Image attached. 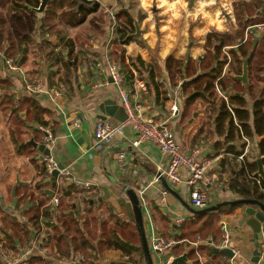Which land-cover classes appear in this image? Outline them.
<instances>
[{
    "label": "crops",
    "instance_id": "1",
    "mask_svg": "<svg viewBox=\"0 0 264 264\" xmlns=\"http://www.w3.org/2000/svg\"><path fill=\"white\" fill-rule=\"evenodd\" d=\"M243 1L249 2L250 0ZM201 2L202 0H100L101 8L97 14L100 21L98 30L90 25L76 29H64L66 40L72 39L77 42L79 35L82 37V42L81 39L79 40L80 45L85 48L84 53L76 62V67L71 70H66L64 61L71 67L75 60L69 59V50L64 48V42L61 43L56 36H40L42 18L48 6L43 14L35 13L34 19L31 20L33 24L35 21L34 33H25L27 36L30 35L31 39L28 50L25 49L22 55L17 54L12 57L20 70L10 72L6 68L5 58L7 56L0 43V79H7L11 82L10 89L7 92L0 91L4 92L0 96L7 94L14 100L16 107L24 99L33 97L44 110L43 126H40L41 124L36 121L29 122L26 110L19 111L18 118L11 113L4 116L0 110V235H3L0 238L5 239L7 234L12 235L13 232L4 226V221H7V225L11 226L25 221V228H22L18 234L25 237L29 231L32 237L30 241L23 240L24 245H21V249L24 250L34 240H37L39 238L38 231L35 232L31 227L29 218L37 211L45 209H50L55 214L56 211L52 210L50 206L52 197L46 195L45 191L52 190L54 192L59 185L75 189L77 194L74 202L78 208L85 207L84 199H87L89 201L87 208L102 214L103 218L111 224L120 223L122 225L118 221L128 222V217L134 216L125 189L131 188L137 193L135 186L137 178L130 172L126 174L122 172L117 162V154L124 152L127 160L133 164L135 169L139 170L140 177L147 178V180H152L155 174L165 169L167 158L158 148L150 144H143L139 148L132 147L131 143L135 138V132L131 127H128L124 135L118 137L109 146L97 145L94 135L96 130L101 127L102 122L113 124L121 122L125 116L121 93L123 90H130L136 76L145 81L147 85L148 92L141 99L147 118L155 125L166 124L185 151L199 147L203 150V158L214 161L215 165L211 171L213 181L207 187V208L243 199L233 191L231 186L235 184V181L241 184L247 179V175L243 171V167L247 163L256 162L258 164V160L264 159V156L259 157V144L264 140V135L256 136L254 134L252 138L248 139L241 132V137L236 134V139L229 143L217 135L216 116L212 118L211 124L206 125L202 130L206 121V107L200 105L197 111H193L185 117L186 97L182 89L180 87L172 88L167 82L168 74L165 69L167 57L172 56L178 60H200L206 53L204 45L207 35L213 30L226 32L234 18L233 16L222 19L220 15L222 25L220 27L210 25L203 16H195ZM206 2L210 3L211 7L205 11L209 12L213 18H215V13L217 11L221 13L225 9V4L228 3L227 0H206ZM151 4L154 5L151 15H156L158 19H152V24L149 25L151 15L148 16L147 11ZM136 7L141 14L140 17L138 15V18H135L133 14ZM230 10L232 11L229 9L228 12ZM121 13L130 14L134 23H138L142 33L140 38H132V42L125 47L124 59L127 66L117 61L115 57V54L118 53L116 46L118 23H122V17L117 18L116 16L119 17ZM113 16L116 17L117 28L112 27ZM140 22H142V27ZM236 27L235 20L234 29ZM258 37H260L259 34ZM60 51L63 52V57L57 63L53 58ZM153 57L157 58L160 66V77H157V81L159 80L161 84L158 83V86H153L145 75L143 76L146 80L140 78L138 72L130 66V59L141 58L148 64ZM111 66L120 69L123 77L122 85L114 83L110 74ZM125 74H129V76L125 77ZM248 81L249 78L246 83L238 82L244 86ZM38 83L43 84L49 93L32 94L26 90L27 84ZM54 90H59L61 95L54 97L52 94ZM245 97L249 101V110L253 113L254 101H251L249 95ZM174 104L178 106L176 115L171 113V107ZM115 105L120 107L115 117L106 118L103 107ZM19 120L24 121V126L16 125ZM252 121L253 116L251 125ZM39 127L47 128L54 136L53 157L75 179L89 184V189L72 186L69 182L61 185L58 181L56 188L53 189L52 183L47 182L50 178L45 173V165L39 160V151L28 145L32 140L37 144H43L44 134L39 130ZM244 140L248 141L247 152L243 151ZM244 154V158L241 159ZM185 176H187L186 173ZM262 182L264 183L263 179ZM165 190L169 193L163 203L161 201L162 193ZM67 199L69 198L62 195V206H60L62 211L63 207L70 203ZM140 202L143 207L145 231L150 250L155 232L160 233L167 240L174 239L180 244L178 237L181 236V232L176 230L175 220L183 217L186 221L191 222L197 216L190 210L193 207L190 203L189 189L185 185L171 186L163 181L155 183L147 191L144 201L142 202L140 199ZM79 210L81 211V209ZM214 213L219 214L220 221H225L228 224L232 237L231 247L240 252V256L237 257L239 263L254 264L253 252L255 248L250 243L253 234L247 225H242L243 207H224ZM64 214H69L68 210H65ZM45 223L41 224L46 225ZM48 230L50 229L48 228ZM198 238L202 242L195 247ZM210 238L215 244L212 236L206 239L198 236L195 240H186L191 246L185 248V254L187 255L192 250L197 253L201 248L211 247L206 242ZM220 242L215 245H219ZM139 247L142 251L141 243L138 250H140ZM50 253L51 248L48 247L46 255L36 250L33 255L39 254L52 264H61ZM151 254L153 261L155 257L156 264L162 263L161 258L154 255L152 251ZM93 255H96L95 251H93ZM170 255L174 260L173 252ZM136 258L140 261V255L137 253ZM199 258L203 264L206 262L225 264L224 257L221 255L212 260L203 256ZM98 259L99 261L86 260L84 264H111L129 261V258L121 251L107 249L98 256ZM186 264L194 263L187 259Z\"/></svg>",
    "mask_w": 264,
    "mask_h": 264
},
{
    "label": "trees",
    "instance_id": "2",
    "mask_svg": "<svg viewBox=\"0 0 264 264\" xmlns=\"http://www.w3.org/2000/svg\"><path fill=\"white\" fill-rule=\"evenodd\" d=\"M40 5L41 0H0V43L7 58L15 57L17 54L22 55L25 49L28 50L31 39L30 35L27 36L25 33H34L35 21L33 24L31 20L34 19V10ZM100 8V0H52L49 2L48 9L42 18L40 36H56L61 43L64 42V48L69 50V59L75 60L71 67L64 61L66 70L76 67V62L84 53L85 48L80 45L79 40L81 39L82 42V37L79 35L77 42L72 39L66 40L64 29H76L90 25L98 30L100 21L97 14ZM234 12L237 27L227 32L211 31L204 45L206 53L200 60H178L170 56L165 61L167 82L172 88L180 87L186 97L185 117L197 111L200 105L205 106L206 121L202 130L206 125L211 124L212 118L216 116L217 135L229 143L236 139V134L241 137V132L248 139L254 134L264 135V34L260 35L257 31H253L246 38L248 28L264 22V0L236 1ZM259 12H261L260 15ZM116 17H122V23H118V42L116 43L118 53L115 57L117 61L125 65V47L133 40L130 35L134 31V20L130 14L126 13H121L119 17ZM225 47H231L229 50L230 63L228 56L223 52ZM61 57H63L62 51L57 53L53 59L58 63ZM246 59H249V81L242 86L235 77L242 75L243 61ZM130 66L138 72L140 78L145 79L143 76L145 75L153 86H158L157 77H160V66L156 57H153L148 64L141 58L130 59ZM126 76L128 77L129 74H125ZM10 86L9 80L0 79V91L7 92ZM217 87L224 97L217 92ZM246 95L254 101L253 113L249 110ZM0 110L4 116L11 113L17 118L19 111L26 110L29 122L36 121L41 124L40 126L44 124V110L33 97L24 99L16 107L14 100L5 94L0 96ZM16 125L24 126V121L19 120ZM17 133L20 134L18 131ZM259 154L261 158L264 156V140L259 144ZM261 162L264 169V159ZM243 171L247 179L241 184L235 181L231 188L243 199L259 201L264 205V183L257 184L258 164L256 162L247 163ZM59 186V192L69 198L67 200L70 202L63 207V211L60 207L62 206L61 200L55 214L50 209H45L37 211L29 218L35 232L38 231L37 234L43 232L44 239H48L47 247L51 248L52 253L50 255L59 262L62 259H74L81 256L85 261H99L98 256L107 249L121 251L129 258L128 262L111 264H145L141 248L139 247L140 250H138L140 240L133 222V215L128 217V222L118 221L122 225L120 223L111 224L103 218L102 214L87 208L89 204L87 199H84L85 207L78 208L74 202L77 194L75 189ZM65 210H68L69 214H64ZM219 219L218 213H209L196 216L191 222L186 221L179 230L181 232V236L178 237L180 244H177L170 254L173 252L175 259L185 255L186 261L187 259L192 260L194 264H203L200 256L208 260L217 258L218 255H214L212 247L201 248L197 253L192 250L187 255L184 250L191 246L186 240L192 241L198 236L204 239L212 236L215 242L219 243L221 241ZM42 222H46V225L41 224ZM7 224L8 222L4 221V226L13 232L12 235L5 236L8 243L5 249L20 253L19 248L24 245L23 240L30 241L32 234L29 231L25 237L18 234L22 228H25L22 223L12 224L13 226ZM133 228L135 231H132ZM0 239L3 240V237ZM93 251L96 255H93ZM136 253L140 255V261L137 260ZM84 260H81V263L84 264ZM186 261L179 264H186ZM0 264H3L1 259ZM25 264L52 263L47 258L36 254L27 259ZM205 264L213 263L206 262Z\"/></svg>",
    "mask_w": 264,
    "mask_h": 264
},
{
    "label": "built area",
    "instance_id": "3",
    "mask_svg": "<svg viewBox=\"0 0 264 264\" xmlns=\"http://www.w3.org/2000/svg\"><path fill=\"white\" fill-rule=\"evenodd\" d=\"M112 18V27L117 28L116 17L113 16ZM253 31H257L260 35L264 34V22L247 29L248 34H252ZM229 50L230 48L225 47L223 52L228 56L230 63L231 58L229 56ZM5 66L10 72L20 70L16 61H14L12 58H5ZM110 74L114 83L119 85L123 84L122 73L118 67L111 66ZM26 90L32 94L49 93V91H47L45 86L41 83L27 84ZM147 92L148 89L145 81L137 78L136 76L132 85L130 86V90H123L121 93V102L126 114V120L117 124L102 122L101 127L96 130L94 135L96 144L105 146L112 145V143L118 137L124 135V132L128 127H131L135 132V138L131 143L132 147L139 148L143 144H150L158 148V150L167 158L165 169L160 170L157 174H155L152 180H147V178L140 177L139 170L135 169L133 164L127 160V156L124 152L117 154V162L122 172L124 174L130 172L135 178H137L135 186L137 187V194L141 201H144L147 191L153 184L160 183L161 180L164 179L171 186L185 185L188 187L190 203L192 207L195 210L206 209L208 206L207 187H209L213 181L211 171L215 165L214 161L203 158V150L199 147H196L190 151H185L177 142L175 135L166 124L155 125L147 118L145 108L141 100L142 96L147 94ZM217 92L224 97L218 87ZM52 94L54 97H59L61 92L59 90H54ZM225 99L227 100L226 97ZM171 113L172 115H176L178 113L177 104H174L171 107ZM39 130L44 134L43 144L51 153L50 156L44 157L42 161L45 165V173L49 177L57 168V163L55 162V158L52 155L55 139L52 132L47 128L39 127ZM244 143V152H247L248 141L244 140ZM244 156L245 154L241 156V159H243ZM185 173L187 176L184 177ZM257 177V184L261 185L262 178L259 174H257ZM66 182H69L72 186H82L84 189L90 188L89 184L78 181L69 171L64 169L59 173L58 183L62 184ZM59 191V189L55 190L50 202V206L54 211H57L61 204L62 194ZM168 193L169 192L167 190L163 191L161 200L163 203H165ZM185 222L186 220L183 217L176 219V230L179 231ZM219 227L222 231V240L220 244L215 245L211 238L206 242L209 243L212 248L230 249L233 252L234 257L232 259L224 257L225 264H240L237 260V257L240 256V252L231 247L232 237L228 224L225 221H220ZM39 235V239L34 240L20 253L7 251L3 247V244L0 243V258L3 264H25V261L34 254L35 250L46 255L48 252V239H44L45 236L43 232ZM201 242L202 241L200 238H198L197 242L195 243V247H197ZM177 244L179 243L176 240H167L160 233L155 232L153 234V240L151 243V251L154 255L162 259L161 264H171L173 257L170 255V252ZM260 253L261 259H264V243L260 245ZM81 260H84L82 256L76 257L74 259H62L60 260V263L80 264Z\"/></svg>",
    "mask_w": 264,
    "mask_h": 264
},
{
    "label": "water",
    "instance_id": "4",
    "mask_svg": "<svg viewBox=\"0 0 264 264\" xmlns=\"http://www.w3.org/2000/svg\"><path fill=\"white\" fill-rule=\"evenodd\" d=\"M50 1L52 0H41L40 7L35 9L34 12L37 14H43ZM134 27H135L136 33L132 34L130 37L140 38L142 36V33L140 31V28L137 22L134 23ZM248 62H249V59H246L243 61V74L241 76L235 77L236 80L242 81L243 83L247 82ZM0 94L2 95L4 94V92H0ZM119 109L120 107H118L117 105L104 106L103 113L106 115V118L107 117L113 118L115 117ZM103 118L104 120H106L105 117ZM125 120H126V114L122 118L121 122ZM28 145L32 146L34 150L39 151L40 153L39 160L41 162L43 161L44 157L51 155L50 151L46 149L44 144H37L32 140L28 143ZM55 162L57 163V168L52 172V174L49 176L50 179H48L47 181V182L52 183L53 189L56 188L57 186V181H58V176H59L60 171H63L65 169L63 165H61V163L57 159H55ZM258 174L261 176V178L264 181V169H263L261 160H258ZM162 181L166 183L164 179H162L161 182ZM15 191H16V187L14 188V195H15ZM125 193L127 197L129 198L130 204L132 206L135 226L137 229L138 236L140 238V243L142 247L145 264H155L153 261L151 250H150L147 237H146L143 207L141 205L140 199L137 193L131 188H126ZM45 194L48 195L49 197H53L54 192L52 190H47L45 191ZM27 204L29 205V202ZM238 206L243 207L242 225H247V227L250 228L253 234V238L250 240V243L253 244L255 248L253 252V257H254L253 263L254 264H264V259H261V253H260V244L264 243V205L261 202L255 201V200H248V199H239L237 201L223 203V204L209 207L203 210H194L193 208H190V210L194 215L199 216V215L218 212L224 207H238ZM212 251L215 255H221L228 259H232L234 257V254L230 249L212 248ZM183 261H186L185 255L180 258L174 259L171 262V264H179L180 262H183Z\"/></svg>",
    "mask_w": 264,
    "mask_h": 264
},
{
    "label": "rangeland",
    "instance_id": "5",
    "mask_svg": "<svg viewBox=\"0 0 264 264\" xmlns=\"http://www.w3.org/2000/svg\"><path fill=\"white\" fill-rule=\"evenodd\" d=\"M228 1V3H229V5H228V3H226L225 4V9H223L222 11H221V18L222 19H225V18H227V17H229V18H232L234 15H235V12H234V4H235V2L236 1H242V0H227ZM151 2V1H150ZM226 2V1H225ZM138 7H140V6H138ZM138 7H136L135 9H134V16H135V18H138V15H139V17L141 16V14H140V12H139V9H138ZM149 8H148V11H147V15L148 16H150L152 13L151 12H153V10H152V8L154 7V5H150V6H148ZM229 9H232V11L230 10V12H228V10ZM158 19V17L156 16V15H151V20H150V18H149V22H148V24L149 25H151L152 24V19ZM232 20V19H231ZM140 24H141V27H142V22H140ZM147 23L145 24L146 26L148 25ZM233 25V27H235V16H234V18H233V20H232V22H231V25H229L228 26V28H227V31H230L231 30V26ZM226 31V32H227ZM136 33V30H135V27H134V31H133V33L132 34H135ZM132 38V37H131ZM230 56V55H229ZM134 222V225H135V221H133ZM134 227V226H133ZM132 231H135L134 230V228L132 229ZM139 237V236H138ZM140 240V239H139ZM154 263L156 264V260H155V257H154Z\"/></svg>",
    "mask_w": 264,
    "mask_h": 264
},
{
    "label": "clouds",
    "instance_id": "6",
    "mask_svg": "<svg viewBox=\"0 0 264 264\" xmlns=\"http://www.w3.org/2000/svg\"><path fill=\"white\" fill-rule=\"evenodd\" d=\"M145 7H147V5H145ZM209 7H211V4L206 2V0H202V2L200 3L198 9L195 12V16L196 17L203 16L205 19L208 20L210 25H214L216 27H220L222 25V23H223L222 20L220 19L221 13L219 11H217L215 13V18H213L212 15L209 12L205 11V9H207Z\"/></svg>",
    "mask_w": 264,
    "mask_h": 264
},
{
    "label": "flooded vegetation",
    "instance_id": "7",
    "mask_svg": "<svg viewBox=\"0 0 264 264\" xmlns=\"http://www.w3.org/2000/svg\"><path fill=\"white\" fill-rule=\"evenodd\" d=\"M55 192V191H54ZM52 209V208H51ZM53 210V209H52ZM22 224H24L25 226H26V224L22 221ZM38 235V237L40 238V235L39 234H37ZM39 238H37V239H39ZM44 240V239H43ZM0 243H2L3 244V247L4 248H7V246H8V243H7V241L3 238V240L2 239H0ZM20 251H23V249H21V247H20ZM36 255V254H35ZM37 255H39V254H37ZM33 256V255H32ZM1 259V258H0ZM2 261V260H1Z\"/></svg>",
    "mask_w": 264,
    "mask_h": 264
}]
</instances>
